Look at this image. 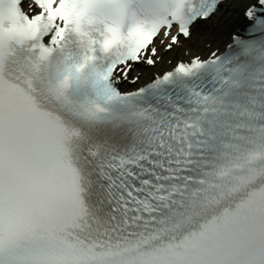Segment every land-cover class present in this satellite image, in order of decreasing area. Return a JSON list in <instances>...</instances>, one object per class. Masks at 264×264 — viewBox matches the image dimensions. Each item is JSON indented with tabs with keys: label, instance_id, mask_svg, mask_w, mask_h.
I'll use <instances>...</instances> for the list:
<instances>
[{
	"label": "snow or ice",
	"instance_id": "6c2138e0",
	"mask_svg": "<svg viewBox=\"0 0 264 264\" xmlns=\"http://www.w3.org/2000/svg\"><path fill=\"white\" fill-rule=\"evenodd\" d=\"M0 264H264V0H0Z\"/></svg>",
	"mask_w": 264,
	"mask_h": 264
}]
</instances>
